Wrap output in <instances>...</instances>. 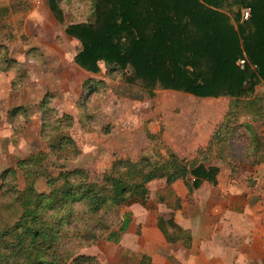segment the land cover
I'll return each mask as SVG.
<instances>
[{
  "label": "trees",
  "instance_id": "obj_1",
  "mask_svg": "<svg viewBox=\"0 0 264 264\" xmlns=\"http://www.w3.org/2000/svg\"><path fill=\"white\" fill-rule=\"evenodd\" d=\"M75 1L79 8L69 10L66 18L63 4L69 0L46 3L64 26V34L80 45L73 62L91 75L82 85L87 95L103 84L94 79L102 64L107 76L112 71L122 73L121 83L151 97L171 91L197 99H226V111L208 143L189 159L167 151L166 159L147 171L137 172L127 160L117 161L112 171L91 179L84 170H58L43 178L46 191L33 188L30 201L12 187L4 190L6 179L15 180L16 175L13 169L5 170L0 176L2 195H11L13 204L26 211L0 231V264H66L71 258L74 264H100L94 257L77 256L78 251L112 233L110 223L104 222L108 213L115 216L118 207L145 204L149 182L164 179L169 186L182 180L192 191L203 181L215 185L217 169L209 167L201 173L203 164L219 161L232 168L231 164L264 163V92L256 90L264 87V0ZM243 9L250 10L247 20L241 18ZM26 56L35 61L43 57L36 49L28 50ZM242 59L245 65L240 69L236 63ZM17 66L7 47L0 45V71ZM39 106L43 141L54 153L72 154L64 159L77 157L71 138L52 135L54 122L44 120L50 110ZM24 112L17 108L6 115L9 127ZM57 122L59 127L69 126L71 118L63 116ZM240 139L241 145L236 144ZM28 161L21 160L17 166L24 170ZM128 223L120 219L118 230L126 229Z\"/></svg>",
  "mask_w": 264,
  "mask_h": 264
},
{
  "label": "crops",
  "instance_id": "obj_2",
  "mask_svg": "<svg viewBox=\"0 0 264 264\" xmlns=\"http://www.w3.org/2000/svg\"><path fill=\"white\" fill-rule=\"evenodd\" d=\"M4 1L6 8L0 6V17L5 13L9 19L5 28L7 39L0 45L7 49L19 45L22 50L12 56L8 49L9 57L19 66L20 63L36 65L32 66V70L25 71L23 79L31 77L37 84L35 94L39 103L41 57L40 61L28 58V50L36 49L40 56L42 54V62H56L59 66L66 61L71 63L75 77H91L74 64L73 58L80 45L64 34V26L52 16L47 0L39 6L34 4L30 10L24 6L26 0ZM14 26L15 32H18L17 39L12 34ZM57 36L61 40L58 41ZM67 76L59 72L55 74V79ZM14 79L11 72H0V101L12 88ZM26 84L22 89L25 102L31 89ZM207 100L212 101L210 106L182 107L187 113L198 111L192 116L200 117L198 121H192L187 132L183 128L189 124L176 125L179 130L174 133L180 134L182 139L172 132L175 138L169 141V145L174 151L181 148L182 158L189 157L191 152L208 143L226 111V99ZM220 101L224 106H212V103ZM17 108L22 107L0 106V141L11 146L5 154L11 151L10 156L18 158L20 152L29 150L21 147L16 154L12 152V146H21L24 139L14 140L6 122V115ZM39 128L38 122L37 132ZM261 131L263 129H259ZM235 165L231 168L219 161L203 164L201 173L207 172L209 167L217 169L215 185L203 181L192 191L182 180L169 186L164 179L149 182L145 204L132 203L120 211L121 216L129 220L126 229L117 230L107 240L97 241L84 250L85 255L94 257L100 264H264V163L257 166ZM193 181L194 178L190 177L188 183L192 185Z\"/></svg>",
  "mask_w": 264,
  "mask_h": 264
},
{
  "label": "rangeland",
  "instance_id": "obj_3",
  "mask_svg": "<svg viewBox=\"0 0 264 264\" xmlns=\"http://www.w3.org/2000/svg\"><path fill=\"white\" fill-rule=\"evenodd\" d=\"M74 2L76 3L75 0H69V2L63 4L65 16L69 10L79 8V4ZM34 4V0H29V3L26 0L24 6L30 10ZM0 6L3 9L6 8L4 0H0ZM8 17L5 13L0 17V43H4L5 38L7 39V29L5 28ZM16 27L18 30V26ZM8 28L11 29L10 25H8ZM14 29L15 26L12 28L13 38L17 39L18 32H15ZM57 40H61L60 37L57 36ZM8 49L11 56L22 50L19 45L11 46ZM48 58L51 59V57ZM42 60L41 106H45L50 110L45 115L44 120L49 123L54 122V127L58 128L55 129L52 135L64 134L71 138L79 154L73 159H64V155L72 156V154L69 155L67 151L54 153L51 150V145L45 143L40 136L43 122L41 121L42 107L40 109V106H38L40 100L37 98V93L35 94L37 84L32 81L31 77L29 78L31 80L23 79L26 75L25 71L32 70V66L36 67V65L20 63V66L18 64L15 69L1 70L0 72H11L13 74L17 88H14L13 84L12 88L7 90V94L2 96L0 106H21L22 108L27 106L26 109L23 108L26 115L24 112L12 122L13 127H10L11 131L14 128L12 131V133L14 132V140H18L20 137L24 139L23 146L19 145L17 147V144L12 146V152L16 154L21 147H23V150H29L28 152H20L18 158L11 157V151H9V154H5L7 148L9 149L11 146L2 144L0 141V176L7 169L15 170L16 174L15 180H12L11 176L6 179L4 190L12 187L32 201L33 188L37 192L46 191L45 179L43 178L55 175L58 170H84L87 177L91 179L97 176L101 177L105 172L112 171L114 164L120 160L133 162L135 170L139 172L147 171L163 162L166 159L167 151L172 152L180 159L190 158L193 152L190 153L189 157L182 158V149L174 151L169 145V141L174 139L175 135L182 139L180 134L174 133V131L179 130L177 124H189L183 128L184 132H187L189 127L192 126V121L200 119V117L192 116L198 111L187 113L186 110V112L182 110V107L210 106L212 101L171 91L155 92L151 97L137 87L121 83L119 78L122 73L112 71L107 76L106 69L102 64H100L101 73L95 76L94 79L96 81L102 80L103 84H101L99 90L87 95L82 91V85L87 77L81 79L75 77L71 63L66 61L59 66L56 62H42ZM59 72L62 75H68L69 78L55 79V74ZM23 84L31 88L28 90L29 95L26 102L23 96ZM256 90L258 94H262L264 87L259 86ZM212 104V106H215V104L224 106L221 101ZM171 109L173 111L169 112ZM184 115L187 116L184 117ZM63 116H69L71 123L69 126L62 123L59 127L57 121ZM62 121L65 122V120ZM38 122L40 128L37 132ZM171 122L173 124L169 125ZM166 126L171 127L166 128ZM168 129L170 132H168ZM238 144L241 145V139ZM29 146H31V149H29ZM59 154H61L60 158L55 159V156ZM238 154H241L240 150ZM21 160H29L24 170L19 169L17 166V162ZM33 184L34 187H32ZM2 194L3 191L0 187V231L14 223L23 210L26 211L24 206L18 203L13 204L11 195ZM123 207L116 209L115 216H113V213H108V216H105L104 222L107 225L110 223L109 229L112 233H105L98 241L107 240L111 238V234L116 233L119 226L118 222L123 219L120 214ZM84 250H86L85 247L80 249L77 256H86ZM73 259H69L66 264H74Z\"/></svg>",
  "mask_w": 264,
  "mask_h": 264
},
{
  "label": "built area",
  "instance_id": "obj_4",
  "mask_svg": "<svg viewBox=\"0 0 264 264\" xmlns=\"http://www.w3.org/2000/svg\"><path fill=\"white\" fill-rule=\"evenodd\" d=\"M42 1L43 0H34L35 6H39ZM249 17H250V10L249 9H243L241 11L242 20H247ZM236 64L240 69H242L243 66L245 65V61L243 59L238 60Z\"/></svg>",
  "mask_w": 264,
  "mask_h": 264
}]
</instances>
